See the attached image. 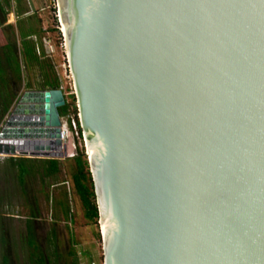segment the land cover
I'll return each instance as SVG.
<instances>
[{
  "label": "water",
  "instance_id": "95a60500",
  "mask_svg": "<svg viewBox=\"0 0 264 264\" xmlns=\"http://www.w3.org/2000/svg\"><path fill=\"white\" fill-rule=\"evenodd\" d=\"M54 1L103 264H264V0ZM64 103L24 91L0 156L59 153Z\"/></svg>",
  "mask_w": 264,
  "mask_h": 264
},
{
  "label": "rangeland",
  "instance_id": "374dc122",
  "mask_svg": "<svg viewBox=\"0 0 264 264\" xmlns=\"http://www.w3.org/2000/svg\"><path fill=\"white\" fill-rule=\"evenodd\" d=\"M0 51L10 41L16 46V64H10V72L3 73V80L7 81L0 90V128L15 107L24 91L43 90L40 85L44 79L53 78L58 82L64 100L69 103L67 113L60 118L65 122L66 138L64 148L66 156L72 155V149L77 147L82 151L84 159L83 141L76 136L72 129L70 118L72 85L65 57L64 42L57 16V4L54 0H9V9L0 0ZM18 10L19 15H16ZM56 15V16H55ZM29 25L36 32L29 37L35 42L36 55L39 57V66L25 67L19 55L20 35L17 25ZM3 64V61H2ZM57 88V89H58ZM8 101L7 111L2 113V107ZM4 103V104H3ZM75 106V103H74ZM76 119H77V114ZM78 121V120H77ZM4 139H0L3 141ZM42 152L18 153L15 157L29 159H44L31 154L39 155ZM46 155V154H44ZM52 155V154H51ZM48 159L59 161V172L48 178H41L34 170L23 177L20 186L16 179V169L8 161L7 156H0V256H5L7 264H34L36 253H32L33 246L39 247L47 253L48 264H53L52 246L48 244L50 231L55 232V248L58 255V264H71L69 251H73L78 264H103L100 226L97 223L83 218V211L78 198L72 189L70 174L72 161L63 152L54 154ZM47 159V158H46ZM35 163H33L34 165ZM68 211L71 222L64 218V211ZM32 214L30 229L33 242L27 244L25 220Z\"/></svg>",
  "mask_w": 264,
  "mask_h": 264
},
{
  "label": "trees",
  "instance_id": "16d2710c",
  "mask_svg": "<svg viewBox=\"0 0 264 264\" xmlns=\"http://www.w3.org/2000/svg\"><path fill=\"white\" fill-rule=\"evenodd\" d=\"M16 1V0H15ZM5 7L9 9V0H2ZM0 12L2 15H4L6 12L3 11V9L0 8ZM16 15H19L18 10L15 12ZM3 22L1 21L0 24ZM17 33L20 35V50L19 55L21 59L23 60V63L25 67H29L32 65L39 66V57L43 55H36L35 52V42H33L29 37L35 36L36 32L33 28H31L29 25L27 27H22L21 23L20 26L17 25ZM16 46L14 43H11L10 41L7 43V45L4 47L3 50L0 51V90L3 89L4 84L7 81H2L3 73L10 72L7 67L10 66V64H14L15 70H18V66L16 64ZM3 61V64H2ZM44 87L47 88H58V82L55 78L52 80L50 79H44L42 81L40 88L44 89ZM71 98V113L73 115V119L75 121V127H76V133L78 137L80 138L81 132L78 126V122L76 119V109L74 106V98L73 95H69ZM6 100L3 102L5 103ZM65 101V100H64ZM3 103V104H4ZM8 101L3 105L2 107V113H5L7 111ZM69 107V103L65 101L64 105L57 109L58 116L62 117L67 113V108ZM69 158L72 161V169L70 174L72 189L74 191V194L79 200V203L81 205L82 211H83V218L87 221H91L94 223H97L98 220V212H97V206L96 203H94V197H93V191H92V183L90 179V175L87 168V162L84 159L82 151H79L77 147L72 149V155L69 156ZM8 161L15 167L16 169V179L18 181V184L21 186L23 183V177L29 174L30 170L36 171L37 174L40 175L41 178H48L56 175L59 172V166L60 163L56 159H29V158H22V157H9ZM33 163H35L33 165ZM64 218L67 220L68 223L71 222V216L68 214V211H64ZM36 215V214H35ZM34 214L30 215L28 219L25 220V227L26 230H28V233H26V240L27 244L30 246L33 241V237L31 236L30 224L31 219L35 217ZM48 240V244L52 246V256L53 264H58V255L56 253L55 248V232L54 230L50 231V239ZM32 253H36V258L34 259V264H48V256L47 253L44 251H41L39 247L35 248L33 246ZM68 255L70 256V263L71 264H78L77 257L75 256V253L73 251H69Z\"/></svg>",
  "mask_w": 264,
  "mask_h": 264
},
{
  "label": "bare ground",
  "instance_id": "6f19581e",
  "mask_svg": "<svg viewBox=\"0 0 264 264\" xmlns=\"http://www.w3.org/2000/svg\"><path fill=\"white\" fill-rule=\"evenodd\" d=\"M58 19H59V13H58ZM59 22H60V19H59ZM61 28V27H60ZM61 32H62V34L64 35V31H63V29L61 28ZM65 37V36H64ZM24 104H26V105H30V104H33V102L32 103H30V102H24V103H22V105H24ZM26 116L27 118H32V117H35L34 115H32V114H24V113H22V114H19V115H17V117H19V116ZM33 127H36L35 125H32ZM24 127H29V126H24ZM32 127V128H33ZM43 127V126H42ZM31 128V127H30ZM41 141H45V138H41L40 139ZM85 140V149H86V154L88 155V150H87V145H86V139H84ZM1 142V141H0ZM25 144H20V145H17L16 146V149H15V154H20V153H33V152H30V150H27V149H25L23 146H24ZM26 147H28V145H25ZM25 149V150H24ZM42 153H39L40 155H44V154H52V155H54V154H57L56 152H49V153H47V152H45V151H41ZM37 153V152H36ZM89 157V156H88Z\"/></svg>",
  "mask_w": 264,
  "mask_h": 264
},
{
  "label": "built area",
  "instance_id": "2783aa9c",
  "mask_svg": "<svg viewBox=\"0 0 264 264\" xmlns=\"http://www.w3.org/2000/svg\"><path fill=\"white\" fill-rule=\"evenodd\" d=\"M55 16H56V15H55ZM56 17H57V16H56ZM58 89H60V88H58ZM60 91H61V89H60ZM62 95H63V94H62ZM60 118H61V117H59V121H60V146H61V151H60L59 153H57V154H60V153L63 152V154L66 156V153H64V152H66V149L64 148V140H65V138H66L67 131H66L65 122H62V121L60 120ZM68 123L71 124L73 130H74V128H76V127H75V121H74L73 117L70 118V121H69ZM75 134H76V136H77L76 131H75ZM80 136H81V135H80ZM47 153H49V152H47ZM52 156H56V155L47 154L46 156H41V158H44V159L47 158V159H48V157L50 158V157H52ZM69 156H71V155L68 154L66 157H69Z\"/></svg>",
  "mask_w": 264,
  "mask_h": 264
},
{
  "label": "crops",
  "instance_id": "0c3cea01",
  "mask_svg": "<svg viewBox=\"0 0 264 264\" xmlns=\"http://www.w3.org/2000/svg\"><path fill=\"white\" fill-rule=\"evenodd\" d=\"M0 264H7V259L5 256H0Z\"/></svg>",
  "mask_w": 264,
  "mask_h": 264
},
{
  "label": "flooded vegetation",
  "instance_id": "af4514ba",
  "mask_svg": "<svg viewBox=\"0 0 264 264\" xmlns=\"http://www.w3.org/2000/svg\"><path fill=\"white\" fill-rule=\"evenodd\" d=\"M46 88H47V87H44V89H46ZM44 89H43V90H44ZM52 89H55V88H52Z\"/></svg>",
  "mask_w": 264,
  "mask_h": 264
}]
</instances>
